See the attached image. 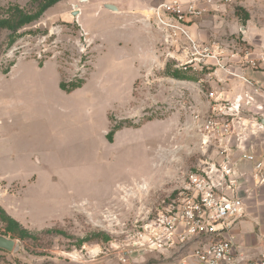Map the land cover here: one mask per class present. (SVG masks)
Returning <instances> with one entry per match:
<instances>
[{
  "label": "rangeland",
  "instance_id": "obj_1",
  "mask_svg": "<svg viewBox=\"0 0 264 264\" xmlns=\"http://www.w3.org/2000/svg\"><path fill=\"white\" fill-rule=\"evenodd\" d=\"M40 1L0 0V7L32 13ZM84 1L61 0L13 40L0 30V208L39 235L12 238L0 222V234L16 241L11 252L0 250V264H177L175 253H131V243L213 153L202 147L194 114L239 97L245 120L261 115L229 74L248 66L226 59L224 69L183 70L170 58L183 59L179 48L157 35L154 5L120 18L102 0ZM221 2L192 23V37L222 46L227 57L252 53L242 34L248 21L234 14L238 1Z\"/></svg>",
  "mask_w": 264,
  "mask_h": 264
},
{
  "label": "built area",
  "instance_id": "obj_2",
  "mask_svg": "<svg viewBox=\"0 0 264 264\" xmlns=\"http://www.w3.org/2000/svg\"><path fill=\"white\" fill-rule=\"evenodd\" d=\"M212 6V0H162L149 8L163 42L179 48L183 59L170 58L183 70L190 66L196 70L198 63H211L224 69L222 63L226 59L255 68L256 62L247 50L243 56L230 53L227 57L222 46H210L192 37L190 24L208 14ZM229 74L250 84L243 76ZM240 101L237 97L232 103H217L203 115L194 114L193 128L201 137L202 147L205 151L212 147L213 153L200 160L168 200L156 209L151 220L140 226L129 252L150 249L159 254H178L194 243L192 256L196 264H242L233 253L230 235L235 223L244 216L243 199L236 194L243 174L235 175L233 154L263 126L253 117L243 118ZM252 103L253 99L247 96L246 105L253 107ZM241 157L252 163V178L256 183H264L263 163L251 151H241ZM178 264L189 263L180 260ZM244 264H264V254Z\"/></svg>",
  "mask_w": 264,
  "mask_h": 264
},
{
  "label": "crops",
  "instance_id": "obj_3",
  "mask_svg": "<svg viewBox=\"0 0 264 264\" xmlns=\"http://www.w3.org/2000/svg\"><path fill=\"white\" fill-rule=\"evenodd\" d=\"M160 1L162 0H102L100 3L103 7L105 4L115 6L116 12L104 9L111 15L122 18L128 11H139L145 6L156 5ZM186 1L199 2L202 0ZM237 1L238 6L249 14L247 25L242 27L243 41L255 47V50L250 54V58L257 64L260 62V66L264 68V0H232L234 3ZM85 2H88V0H85ZM212 2L213 9H220L223 6L221 0H212ZM122 25L128 31L131 27H134L133 25L128 26L127 22ZM189 30L192 35L195 33L196 30L193 24L189 26ZM156 32L159 38H162L161 33ZM236 74L250 81V84H246L238 78L239 86L236 89L240 93L247 92V96L253 99L252 105L257 107L258 112H262L256 119L260 123V120L264 118V71L245 67ZM257 95L260 96V99H257ZM243 150L253 152L264 167V130H258L257 134L242 143L233 154L235 175L243 174V177L239 180L236 194L243 199L244 216L235 223L230 235L233 243V253L242 264L255 260L264 254V183L257 184L252 178L253 165L241 157V151ZM194 247L195 244L190 243L178 253V262L186 260L189 264H196L192 256Z\"/></svg>",
  "mask_w": 264,
  "mask_h": 264
},
{
  "label": "trees",
  "instance_id": "obj_4",
  "mask_svg": "<svg viewBox=\"0 0 264 264\" xmlns=\"http://www.w3.org/2000/svg\"><path fill=\"white\" fill-rule=\"evenodd\" d=\"M61 0H41L38 2L36 10L32 13L24 11L23 9L9 5L6 8L0 7V30H6L9 32V38L13 40L17 32L30 25L41 18L46 10L60 2ZM234 14L242 24H245L249 20V14L242 7L237 6L234 9ZM12 42V41H11ZM8 70L3 71L2 73H7ZM172 78L175 79H185L183 75H180L178 72L173 71L170 74ZM64 88V86L62 85ZM80 84L73 85L67 91L71 93L74 89L79 88ZM111 135V134H109ZM111 138V136H109ZM0 222L4 225L3 231L5 235H10L12 238H17L20 240H32L37 241L39 239L38 234H33L24 229L17 221L9 217L2 208H0ZM60 233L58 231L46 230L41 234L53 235ZM107 238H105L106 240ZM91 239L81 240L80 243L90 241Z\"/></svg>",
  "mask_w": 264,
  "mask_h": 264
},
{
  "label": "water",
  "instance_id": "obj_5",
  "mask_svg": "<svg viewBox=\"0 0 264 264\" xmlns=\"http://www.w3.org/2000/svg\"><path fill=\"white\" fill-rule=\"evenodd\" d=\"M104 8L111 12H116L117 9L115 6L110 4H105ZM78 14L77 11L73 12L72 16H76ZM260 124L264 127V118L260 120ZM16 246V241L10 237H7L3 234H0V250L11 252Z\"/></svg>",
  "mask_w": 264,
  "mask_h": 264
}]
</instances>
